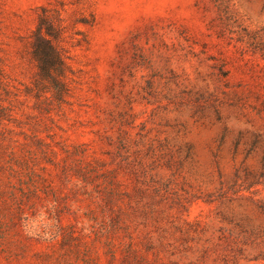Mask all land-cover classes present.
<instances>
[{"label": "rangeland", "instance_id": "obj_1", "mask_svg": "<svg viewBox=\"0 0 264 264\" xmlns=\"http://www.w3.org/2000/svg\"><path fill=\"white\" fill-rule=\"evenodd\" d=\"M263 169L264 0H0V264H264Z\"/></svg>", "mask_w": 264, "mask_h": 264}, {"label": "trees", "instance_id": "obj_2", "mask_svg": "<svg viewBox=\"0 0 264 264\" xmlns=\"http://www.w3.org/2000/svg\"><path fill=\"white\" fill-rule=\"evenodd\" d=\"M41 30L36 33V39L29 43V60L35 64L38 69L37 83L54 84L58 93V76L64 71L65 64L55 45L42 38ZM256 52V49H253ZM263 50V49H262ZM41 80V82H39ZM264 175V169L261 173Z\"/></svg>", "mask_w": 264, "mask_h": 264}]
</instances>
